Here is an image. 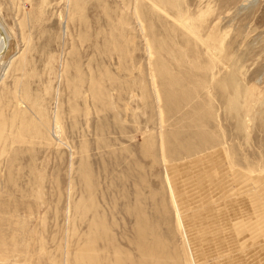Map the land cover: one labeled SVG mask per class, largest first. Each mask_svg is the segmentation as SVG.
I'll list each match as a JSON object with an SVG mask.
<instances>
[{
  "label": "rangeland",
  "instance_id": "1",
  "mask_svg": "<svg viewBox=\"0 0 264 264\" xmlns=\"http://www.w3.org/2000/svg\"><path fill=\"white\" fill-rule=\"evenodd\" d=\"M0 20V264H207L168 151L203 122L264 176V0H0Z\"/></svg>",
  "mask_w": 264,
  "mask_h": 264
},
{
  "label": "bare ground",
  "instance_id": "2",
  "mask_svg": "<svg viewBox=\"0 0 264 264\" xmlns=\"http://www.w3.org/2000/svg\"><path fill=\"white\" fill-rule=\"evenodd\" d=\"M252 1L250 0L251 3ZM0 25L3 29L0 31L1 61L9 49L11 36L1 20ZM210 62L207 63V72L203 69L207 74L212 66ZM224 79L225 77L222 87L227 91L232 81L226 82ZM229 97L230 105H239L236 93H229ZM180 100L174 99L175 110L179 107ZM209 110L212 109H203V114H209ZM206 126L203 122L197 123L198 129L189 135L196 139L194 147L184 146L182 139L174 135L178 146L168 151L172 156L183 157L178 163L167 164L170 179L174 184L178 182V193L185 195L173 197L178 205L177 220L180 228L188 235V247L200 245L202 249V253H191L193 262L264 264V204L256 198V195L264 193V186H261L264 176L259 177L250 172L246 177L252 180L254 185L248 184L239 165L228 158V152L224 149L225 136L207 130ZM213 157L216 163L211 162ZM177 168L181 172H175ZM187 170L192 173L189 174ZM221 175L228 177L226 183L222 178L220 180ZM256 226L259 229H254ZM251 228L254 231L248 232ZM214 230L218 232H213ZM200 231L212 233L199 235Z\"/></svg>",
  "mask_w": 264,
  "mask_h": 264
},
{
  "label": "water",
  "instance_id": "3",
  "mask_svg": "<svg viewBox=\"0 0 264 264\" xmlns=\"http://www.w3.org/2000/svg\"><path fill=\"white\" fill-rule=\"evenodd\" d=\"M256 2H258V0H253L251 4H255ZM0 31H1V32L3 31V29H2V26H1V25H0ZM4 51H5V49H4Z\"/></svg>",
  "mask_w": 264,
  "mask_h": 264
}]
</instances>
